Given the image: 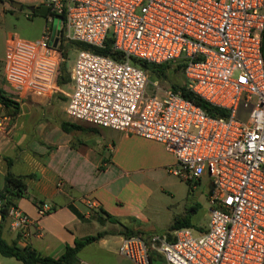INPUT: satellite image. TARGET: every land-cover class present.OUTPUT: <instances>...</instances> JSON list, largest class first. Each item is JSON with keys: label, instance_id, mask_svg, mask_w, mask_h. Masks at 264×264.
Here are the masks:
<instances>
[{"label": "built area", "instance_id": "2783aa9c", "mask_svg": "<svg viewBox=\"0 0 264 264\" xmlns=\"http://www.w3.org/2000/svg\"><path fill=\"white\" fill-rule=\"evenodd\" d=\"M64 42L105 47L110 55L77 49L71 68L67 114L160 142L173 155L168 171L196 189L205 178L210 220L205 229L181 227L168 235L126 236L121 255L134 264H264V0H46ZM51 20V19H50ZM132 58L175 67L178 90L151 82ZM63 50L50 30L36 42L11 38L5 79L17 98L62 92ZM152 89H149V85ZM227 110L211 116L182 90ZM150 91V93H149ZM0 102V106H1ZM241 109H250L245 120ZM11 120L0 110V131ZM90 207L94 202L87 200ZM40 218L53 211L37 207ZM7 225L21 239L39 234L37 220L0 195V236Z\"/></svg>", "mask_w": 264, "mask_h": 264}, {"label": "crops", "instance_id": "0c3cea01", "mask_svg": "<svg viewBox=\"0 0 264 264\" xmlns=\"http://www.w3.org/2000/svg\"><path fill=\"white\" fill-rule=\"evenodd\" d=\"M11 1H0V90L17 104L0 106L11 118L7 131H0V190L8 172L35 175L27 179L24 195L14 201L37 220L40 233L24 240L5 225L2 238L58 257L77 240L105 232L79 251V264H134L120 254V245L126 233L148 242L154 236L149 214L161 211L154 198L155 186L170 173L175 158L160 142L71 119L67 103L61 104L53 96L17 98L5 79L8 42L11 38L36 42L47 28L51 40L56 18L29 10L30 6L45 5L46 0ZM64 121L96 127L98 132L66 131L61 126ZM204 184L210 189L208 178L198 187ZM87 200L94 202V207ZM41 202L53 206L52 213L43 218L37 210ZM170 233L164 235L171 238ZM163 263L161 254L151 253V264ZM0 264L25 263L0 254Z\"/></svg>", "mask_w": 264, "mask_h": 264}, {"label": "trees", "instance_id": "16d2710c", "mask_svg": "<svg viewBox=\"0 0 264 264\" xmlns=\"http://www.w3.org/2000/svg\"><path fill=\"white\" fill-rule=\"evenodd\" d=\"M0 1H11V0H0ZM32 14H34L32 12ZM70 47H76L78 49H88L94 53L103 54V55H110L112 58L116 60H123L124 54L119 51H112L111 44L112 40L109 39L106 41L105 47L98 48L91 46L89 44L78 42V41H69ZM68 43V42H67ZM64 42V37L61 35L59 38V47L63 50L64 57L67 55L64 51L66 48V44ZM262 50L264 55V32H263V42H262ZM134 64L138 65L140 68L145 70L149 77L154 79H163L166 77V69L172 65L170 64H155L151 62H147L144 60H137L132 58ZM183 62L178 63L174 68L176 70L183 69ZM173 87L174 90H178L179 85L178 83H174L170 85ZM182 94L187 99L195 102L197 105L202 107L209 115L211 116H225L227 115V110L219 108L217 106L211 105L203 98L187 91L186 89L182 90ZM0 102L5 106L9 107L12 105L17 104L6 91L0 90ZM61 126L66 131H73L76 129H87L94 132H98V126L84 128L81 124L74 123V122H67L64 121L61 123ZM30 177H35V175H15L12 172H8L5 176V186L2 190H0V195H7L9 196L12 203H15V198L23 196L26 189H27V179ZM181 227H192V224L189 219L184 220H176L174 224L171 226L170 231L176 230ZM105 232H100L96 235L88 236L84 239L77 240L73 246H67L64 252L59 255L58 257L46 256L41 254L35 249H32L30 246L20 247L17 243L9 244L5 241L2 236H0V254L7 257H14L25 264H79L78 253L79 251L87 244L97 241L100 239ZM137 235L135 233H126V236H133Z\"/></svg>", "mask_w": 264, "mask_h": 264}, {"label": "rangeland", "instance_id": "374dc122", "mask_svg": "<svg viewBox=\"0 0 264 264\" xmlns=\"http://www.w3.org/2000/svg\"><path fill=\"white\" fill-rule=\"evenodd\" d=\"M58 21V18H56L54 24L56 27L52 32L51 43L52 38L60 33L61 25ZM70 45V42H68L66 48H64L67 55L64 57L65 60L61 62L58 70L57 78L62 92L53 96L61 104L67 103L68 95L71 93V68L78 49L76 47H70ZM150 80L154 82L157 79L150 77ZM182 80V70H176L173 66H170L166 69V77L161 80V84L167 86L180 83ZM149 89H152L151 84L149 85ZM249 111L250 109H241L239 119L245 120ZM155 189V202H157L159 208L161 206V211L149 214V220L152 222L149 224V228L152 234L156 236L167 234L170 231L171 225L177 219H189L194 230L208 227L210 220L207 200L209 185L204 184L201 187L193 189L188 182L172 173H168L165 175L163 181L155 186Z\"/></svg>", "mask_w": 264, "mask_h": 264}, {"label": "water", "instance_id": "95a60500", "mask_svg": "<svg viewBox=\"0 0 264 264\" xmlns=\"http://www.w3.org/2000/svg\"><path fill=\"white\" fill-rule=\"evenodd\" d=\"M11 3L14 6H16V7H19V8L22 7V4H20V3H17V2H14V1H11ZM29 10L31 12H35V13L40 14V15H47L48 12H49V7L47 5H42V6H38V7L30 6L29 7ZM58 42H59V38H57V37L52 38V44H53V46H57L58 45Z\"/></svg>", "mask_w": 264, "mask_h": 264}]
</instances>
